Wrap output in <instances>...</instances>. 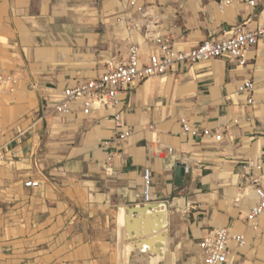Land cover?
<instances>
[{
  "label": "crops",
  "instance_id": "1",
  "mask_svg": "<svg viewBox=\"0 0 264 264\" xmlns=\"http://www.w3.org/2000/svg\"><path fill=\"white\" fill-rule=\"evenodd\" d=\"M130 1L175 27L179 50L237 25L263 35L244 66L213 59L151 77L131 84L116 110L44 109L43 99L101 75L110 57L140 42L125 28ZM0 74L17 80L12 92L0 90V145L10 150L0 160V264H127L129 251L155 249L126 240L129 208L137 209L131 235L165 222L156 264H195L198 244L217 228L245 238L226 264H264V211L256 228L247 220L258 201L248 179L264 186V0H0ZM245 81L254 85L251 103L237 91ZM183 119L221 139L184 134ZM251 162L260 169H244ZM29 178L39 187L24 188Z\"/></svg>",
  "mask_w": 264,
  "mask_h": 264
},
{
  "label": "built area",
  "instance_id": "2",
  "mask_svg": "<svg viewBox=\"0 0 264 264\" xmlns=\"http://www.w3.org/2000/svg\"><path fill=\"white\" fill-rule=\"evenodd\" d=\"M250 6L255 2L250 1ZM134 16L128 18L125 23L126 30L140 36V42L132 41L127 49L125 57L112 56L104 64V69L97 77L77 82L65 88L60 97L54 100L43 99L44 109L51 110L60 116L71 115L76 108L81 113L88 115L93 110H116L123 103L120 95L127 94V88L134 84H141L151 77L161 76L176 72L177 69L190 67L199 62L213 59H226L238 67L246 64V54L254 48L263 35V31L245 30L242 25H237L229 33L219 39H205L196 47L190 50H179L176 48L173 38L175 27L163 26L161 18L157 14L146 11L145 6L130 1ZM148 46L147 56H142V48ZM17 80L9 75L0 74V90L12 92ZM254 85L251 81H245L238 87L239 94L249 97L252 102ZM49 104L51 107H49ZM115 126H122V110L113 113ZM182 131L191 137H211L215 141L221 139L218 133H211L209 130H198L192 128L186 120H181ZM129 132L125 131L119 137L125 139ZM171 153L172 150L169 149ZM10 153L8 146L0 145V160ZM112 157L106 160V166L110 165ZM260 164L251 162L245 165L244 169L259 170ZM143 201L150 199V171L143 170ZM251 184L257 197V203L249 211L247 220L256 228L258 216L264 211V186L253 176L250 177ZM23 186L26 189L39 187V181L29 178L24 180ZM244 236H230L227 228L212 230L198 244V259L195 264H226L229 250L232 244L242 247L245 243Z\"/></svg>",
  "mask_w": 264,
  "mask_h": 264
},
{
  "label": "water",
  "instance_id": "3",
  "mask_svg": "<svg viewBox=\"0 0 264 264\" xmlns=\"http://www.w3.org/2000/svg\"><path fill=\"white\" fill-rule=\"evenodd\" d=\"M183 173H184V166L179 164L177 166V169H176V176H177L176 178L180 179V177L183 176ZM133 212L136 213L137 209L136 208H129L128 210H126V226H125V229H126V240H128L129 244H132V246L136 245L135 242L133 241L134 238H138L139 239L137 241H139L140 245H137V246L148 247V246H151V244H152V246H155V249H143V248L137 247L139 249V252H140L139 255L145 254V255H147L150 258L149 254H154L155 257L159 256V257L163 258V256H164L163 248L165 249V246H166V241H165L166 240L165 239L166 230H165V228H163L165 222L163 221L160 226L155 227L153 229L154 231H152V232L149 229H144L142 231V233H136L135 235H131L130 234L131 228H130V226H129L127 221H128L129 215L131 213H133ZM155 232L157 233V235L155 236L156 237L155 242H153V243L151 242L150 243V241H148L149 237H151L152 233H155ZM162 241L164 242V247L161 245ZM136 255L137 254L133 250L128 252V256L129 257H133V256H136ZM161 260H159L157 262V264H159Z\"/></svg>",
  "mask_w": 264,
  "mask_h": 264
},
{
  "label": "bare ground",
  "instance_id": "4",
  "mask_svg": "<svg viewBox=\"0 0 264 264\" xmlns=\"http://www.w3.org/2000/svg\"><path fill=\"white\" fill-rule=\"evenodd\" d=\"M158 218V217H157ZM150 222V221H149ZM153 222V221H152ZM155 223V222H154ZM153 224V223H152ZM154 225V224H153ZM156 226V225H155ZM148 227V226H147ZM151 227V226H150ZM153 228V227H152ZM155 228V227H154ZM161 245L164 247V242H161ZM131 248V246H128ZM127 247V248H128ZM164 250V248H163ZM156 260H150L147 258V255L143 254L142 256H133L129 259V264H156V261L158 260L159 256L156 257Z\"/></svg>",
  "mask_w": 264,
  "mask_h": 264
},
{
  "label": "rangeland",
  "instance_id": "5",
  "mask_svg": "<svg viewBox=\"0 0 264 264\" xmlns=\"http://www.w3.org/2000/svg\"><path fill=\"white\" fill-rule=\"evenodd\" d=\"M113 227H114V225H113ZM113 229V228H112ZM167 234H168V231H167ZM129 262V261H128ZM120 264H122V263H120ZM127 264H129V263H127Z\"/></svg>",
  "mask_w": 264,
  "mask_h": 264
},
{
  "label": "flooded vegetation",
  "instance_id": "6",
  "mask_svg": "<svg viewBox=\"0 0 264 264\" xmlns=\"http://www.w3.org/2000/svg\"><path fill=\"white\" fill-rule=\"evenodd\" d=\"M142 256V255H141Z\"/></svg>",
  "mask_w": 264,
  "mask_h": 264
}]
</instances>
